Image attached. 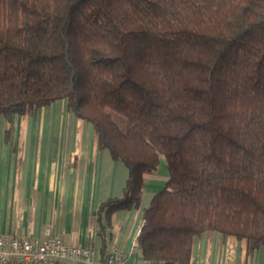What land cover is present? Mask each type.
Here are the masks:
<instances>
[{"label":"trees","instance_id":"obj_1","mask_svg":"<svg viewBox=\"0 0 264 264\" xmlns=\"http://www.w3.org/2000/svg\"><path fill=\"white\" fill-rule=\"evenodd\" d=\"M66 100L129 177L145 264H193L210 231L264 246V0H0V118Z\"/></svg>","mask_w":264,"mask_h":264},{"label":"crops","instance_id":"obj_2","mask_svg":"<svg viewBox=\"0 0 264 264\" xmlns=\"http://www.w3.org/2000/svg\"><path fill=\"white\" fill-rule=\"evenodd\" d=\"M128 177L125 164L99 147L94 126L66 100L0 118V235L90 246L96 263L115 249L125 264H145L138 248L143 212L167 185L169 171L162 159L156 173L144 175L139 206L99 213L103 202L123 195ZM192 263L264 264V246L249 254L246 241L210 231L194 240Z\"/></svg>","mask_w":264,"mask_h":264},{"label":"built area","instance_id":"obj_3","mask_svg":"<svg viewBox=\"0 0 264 264\" xmlns=\"http://www.w3.org/2000/svg\"><path fill=\"white\" fill-rule=\"evenodd\" d=\"M94 249L67 243L59 238L38 243L29 238L0 235V264H125V255L111 250L105 260L94 261Z\"/></svg>","mask_w":264,"mask_h":264}]
</instances>
